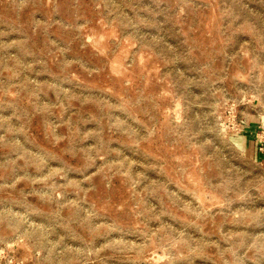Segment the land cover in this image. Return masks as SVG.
<instances>
[{
  "label": "rangeland",
  "instance_id": "rangeland-1",
  "mask_svg": "<svg viewBox=\"0 0 264 264\" xmlns=\"http://www.w3.org/2000/svg\"><path fill=\"white\" fill-rule=\"evenodd\" d=\"M0 264H264V0H0Z\"/></svg>",
  "mask_w": 264,
  "mask_h": 264
}]
</instances>
